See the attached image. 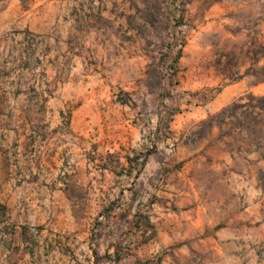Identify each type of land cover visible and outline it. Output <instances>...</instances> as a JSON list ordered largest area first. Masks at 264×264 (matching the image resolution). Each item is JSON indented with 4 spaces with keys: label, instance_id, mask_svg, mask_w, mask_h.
<instances>
[{
    "label": "rangeland",
    "instance_id": "374dc122",
    "mask_svg": "<svg viewBox=\"0 0 264 264\" xmlns=\"http://www.w3.org/2000/svg\"><path fill=\"white\" fill-rule=\"evenodd\" d=\"M0 48L7 50L0 74L23 85L26 98L63 93L72 74L79 79L74 59L88 56L90 74L105 78L104 127L112 134L105 137L121 143L104 165L125 175L126 192L118 220L110 213L102 220L106 229L127 225L124 209L135 210L138 243L127 247L128 229L114 228L112 251L89 264H166L167 248L146 245L164 239L161 225L177 223L176 215L161 217L167 207L199 206L185 226L246 223L253 238L263 236L255 250L264 257L256 212L241 216L258 200L264 225V127L246 131L240 120L216 116L240 97L264 95V0H0ZM61 126L70 129L68 108ZM129 153L132 164L120 166ZM213 230L186 239L205 240ZM201 243L185 264L212 262L213 249Z\"/></svg>",
    "mask_w": 264,
    "mask_h": 264
},
{
    "label": "crops",
    "instance_id": "0c3cea01",
    "mask_svg": "<svg viewBox=\"0 0 264 264\" xmlns=\"http://www.w3.org/2000/svg\"><path fill=\"white\" fill-rule=\"evenodd\" d=\"M3 53L7 50L0 48V55ZM68 55L74 56L70 50ZM74 61L79 79H73L72 74L63 93L46 102L26 98L23 85L19 89L18 81H8L0 74V264L98 263L106 250L112 251L114 228L122 231V226L128 229L127 247L138 243L136 228L130 224L135 210L131 214L130 209H124L127 225L113 224V229H106L103 223L107 213L118 220L121 213L115 210L116 205L126 192L122 189L125 175L104 165V154L118 150L121 142L115 135L114 139L105 137L107 132L112 135L104 127L105 78L98 72L90 74L93 68L88 56L86 61ZM6 66L0 63V70ZM43 103L45 110H40ZM66 108L70 109L68 131L61 126ZM90 139L95 145H90ZM91 152L103 160H90ZM130 156L120 166L132 164ZM76 189L79 194L74 193ZM260 208L257 200L241 213L248 220L249 211L256 212L253 229L257 232L264 227L257 223ZM199 213V206L176 212L165 208L161 217L169 220L176 215L177 223L161 225L164 239L151 238L146 249L167 248L163 251L166 264H185L188 250L203 242L213 249L210 264H264V257L255 250L262 235L253 238L246 223L237 228L228 222L216 229L217 222L206 225L192 219L185 226V219ZM204 228L214 229L208 239H186L188 233L193 238Z\"/></svg>",
    "mask_w": 264,
    "mask_h": 264
},
{
    "label": "trees",
    "instance_id": "16d2710c",
    "mask_svg": "<svg viewBox=\"0 0 264 264\" xmlns=\"http://www.w3.org/2000/svg\"><path fill=\"white\" fill-rule=\"evenodd\" d=\"M247 98L250 103L245 101V97H240L216 116H222L223 119L227 118L229 120L238 119L241 123L240 127L246 131L257 132L264 127V95L255 96L254 94H249ZM242 119L246 120L243 124Z\"/></svg>",
    "mask_w": 264,
    "mask_h": 264
}]
</instances>
